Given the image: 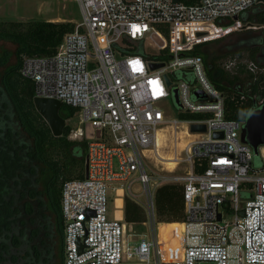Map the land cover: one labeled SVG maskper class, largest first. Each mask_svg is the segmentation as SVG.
<instances>
[{
  "label": "built area",
  "instance_id": "built-area-1",
  "mask_svg": "<svg viewBox=\"0 0 264 264\" xmlns=\"http://www.w3.org/2000/svg\"><path fill=\"white\" fill-rule=\"evenodd\" d=\"M72 1L82 14L75 32L54 55L27 57L21 67L35 97L78 110L79 124L68 139L87 143L85 178L62 187L64 264H264V146L256 156L241 141L245 122L226 119L225 96L208 78L203 57L193 53L216 38L263 29L240 18L262 0ZM181 27L193 28L192 36L177 33ZM154 36L161 41L157 56L146 52ZM140 44L146 57L135 54ZM154 64L162 66L153 70ZM235 64L229 61L226 69ZM248 70L260 69L250 62ZM178 72L190 73L193 83L176 79ZM174 91L178 105L171 118L164 106ZM182 114L200 117L183 120ZM193 125L206 132L193 133ZM169 134L172 170L181 173L164 177L163 185L183 187L178 247L154 232L132 234L124 218V185L140 184L148 195V221L157 228L155 193L163 185L154 187L149 166L152 160L165 164L159 150ZM109 190L116 198L123 192V206L118 209L115 198L111 216ZM171 249L173 256H166Z\"/></svg>",
  "mask_w": 264,
  "mask_h": 264
},
{
  "label": "trees",
  "instance_id": "trees-1",
  "mask_svg": "<svg viewBox=\"0 0 264 264\" xmlns=\"http://www.w3.org/2000/svg\"><path fill=\"white\" fill-rule=\"evenodd\" d=\"M240 18L264 26V3ZM202 26L209 36L208 25ZM75 30L73 22H0V41L16 46V63H10L8 51L0 56V264H57L58 257L64 264L62 187L66 181L85 178L87 143L68 139L71 126H66L62 137L52 135L35 109L34 84L22 77L21 67L27 57L54 55L64 37ZM193 31L181 27L177 33L192 36ZM242 50L248 54L246 63L235 58L242 55ZM193 53L203 57L208 78L225 96L226 119L246 122L253 111L263 106L264 73L260 70H264V31L227 45L220 56H211L199 47ZM135 54L146 57L141 44ZM223 58L227 59L221 62ZM233 60L235 66L227 70L226 64ZM250 62L260 69L256 74L248 70ZM175 77L193 83L190 73L178 72ZM77 111L64 105L61 115L67 121ZM199 117L180 115L183 120ZM124 205L127 224L148 222L147 212L139 203L126 196ZM155 207L159 222H181L183 187H159Z\"/></svg>",
  "mask_w": 264,
  "mask_h": 264
},
{
  "label": "rangeland",
  "instance_id": "rangeland-1",
  "mask_svg": "<svg viewBox=\"0 0 264 264\" xmlns=\"http://www.w3.org/2000/svg\"><path fill=\"white\" fill-rule=\"evenodd\" d=\"M9 21H23V22H33V21H51V22H73L76 25L82 22V14L81 9L78 3L72 0H0V22H9ZM264 31L263 29L257 30H242L237 32L236 34H231V36H225L216 38L214 42L210 44H203L199 47L200 51H205L211 56H220L221 49L226 47L227 45L238 43L240 40L245 41L251 37H255L261 34ZM222 39V40H220ZM216 41H220L216 43ZM151 45L148 47V45ZM155 44H161V41L157 37H153L152 40L148 39L146 52L147 54L157 56L160 53V50L155 46ZM16 50V46L10 42L0 41V56L4 55L5 51H8L10 54V63H16L14 52ZM242 55H236V59L241 61L242 63H246L247 60V51L242 50ZM239 56V57H238ZM228 58V57H227ZM227 58H223L220 60L221 62ZM231 58V57H229ZM228 58V59H229ZM236 61V60H235ZM165 109L169 113L171 118L176 117V109L177 104L175 102L174 97H171L165 103ZM79 114H76L73 118L67 120V126L73 127V129L79 124ZM161 138L159 137V146H161ZM161 150H159L161 158L165 164H157L152 160L151 166H149V170L151 172L152 177L154 178L153 185L154 187H158L163 185V178L169 177L174 173H181L176 169L173 171L175 164L173 163V159H171L173 154L175 153V145L174 139L169 134L163 139ZM181 153V145L178 143L176 148V154L179 155ZM185 156V155H184ZM255 160L256 163L259 162ZM172 162L174 165H170L167 163ZM124 197L128 196L130 199L139 203L142 207L147 209L148 204V195L146 190L140 184H133L132 186L124 185ZM43 190V188H41ZM109 210L110 216L112 215V211L114 209V199L116 198V193L112 190H109ZM157 228L151 227L149 221L145 224L137 225L133 227L131 231L132 234H139V236L145 235L150 236L152 232L157 233L162 241L166 243V245L172 247H178L181 245V225L179 222H159L157 219ZM136 241L139 240V237L133 236ZM59 241V239H58ZM60 244V242H58ZM181 248L179 247L178 250ZM58 251V250H57ZM175 253L174 249L167 250L166 256H173ZM59 255V253H57ZM60 256V255H59ZM57 264H62L61 257H58Z\"/></svg>",
  "mask_w": 264,
  "mask_h": 264
},
{
  "label": "water",
  "instance_id": "water-1",
  "mask_svg": "<svg viewBox=\"0 0 264 264\" xmlns=\"http://www.w3.org/2000/svg\"><path fill=\"white\" fill-rule=\"evenodd\" d=\"M261 2L264 3V0H262ZM237 19L238 18L235 17V20ZM161 66V64H154L152 65V69L155 70L157 68H160ZM200 95L201 92H195L196 97H199ZM173 97L176 104L178 105L177 91H174ZM33 103L38 114L49 126L52 135L55 138L62 137L67 126L66 119H64L61 115L63 103L57 100L41 97H34ZM191 130L193 133H204L206 132V127L204 125H193ZM216 137H222V134H218L216 135ZM241 141L244 144L252 147L256 156L258 155V148L264 146V104L261 108L253 111L248 117L242 129Z\"/></svg>",
  "mask_w": 264,
  "mask_h": 264
},
{
  "label": "bare ground",
  "instance_id": "bare-ground-1",
  "mask_svg": "<svg viewBox=\"0 0 264 264\" xmlns=\"http://www.w3.org/2000/svg\"><path fill=\"white\" fill-rule=\"evenodd\" d=\"M171 159H173V158H171ZM174 160V159H173ZM166 163V162H165ZM167 163H169L168 161H167ZM163 165V164H162ZM170 165H174L172 162H170L169 163V166ZM174 168H175V166H174ZM122 194H123V192L121 191V190H119V192H118V196H117V198H116V201H115V203H116V206H117V208L119 209V208H121L122 206H123V200L121 199V196H122ZM118 215H120V212H118Z\"/></svg>",
  "mask_w": 264,
  "mask_h": 264
}]
</instances>
